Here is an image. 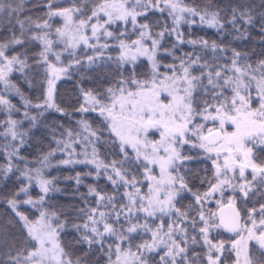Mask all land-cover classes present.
<instances>
[{"label": "snow or ice", "instance_id": "1", "mask_svg": "<svg viewBox=\"0 0 264 264\" xmlns=\"http://www.w3.org/2000/svg\"><path fill=\"white\" fill-rule=\"evenodd\" d=\"M43 7L44 15L33 17L27 0H0V138L6 142L0 181H20L4 203L22 234L0 251V264H86L65 250V224L45 207L56 191L46 170L77 165L112 187L108 193L89 186L94 201L82 198V223L73 225L80 233L76 242L95 246L108 264H264L249 248L254 241L264 258V52L253 59L181 29L199 24L227 35L231 28L236 39L247 40V29L258 28L264 44V11L256 14L250 0L226 10L185 0H69L67 7L45 0ZM156 13L170 17L171 25L153 21ZM56 18L59 27L51 23ZM166 35L174 37L171 48L163 43ZM166 56L171 63L162 62ZM142 57L146 72L137 71ZM105 65L115 69L106 86L81 89L75 109L81 119L75 127L59 125L55 147L29 167L21 155L29 136L25 122L30 129L50 110L67 115L55 101L57 81L74 66L95 71ZM14 75L29 84V76L43 77L38 102L24 96ZM105 145L110 156L101 158ZM185 146L211 164V178L197 177L207 185L203 192L189 186L185 165L194 157ZM70 178L82 183L79 172ZM33 187L39 189L35 198ZM238 197L253 204L243 217ZM25 205L34 210L32 218L19 210ZM225 232L231 235L221 239Z\"/></svg>", "mask_w": 264, "mask_h": 264}, {"label": "trees", "instance_id": "2", "mask_svg": "<svg viewBox=\"0 0 264 264\" xmlns=\"http://www.w3.org/2000/svg\"><path fill=\"white\" fill-rule=\"evenodd\" d=\"M188 4H199L203 7L207 3H212L214 6H218L221 10H226L230 5H235L237 2H249V0H185ZM255 9V13L258 14L264 11L260 7L261 0H250ZM45 0H27V7L32 9L30 15L33 17H41L47 11L46 7H43ZM55 3L67 7L69 5V0H55ZM224 15L227 17L228 13L224 11ZM150 18L156 21L158 24L167 23L171 25V18L167 16H162L159 13L155 15L150 14ZM55 27L62 25V21L59 18L53 19L51 21ZM227 27V26H226ZM181 29L186 37L191 36L192 38H204L211 41H216L219 44L227 45L236 48L238 51L247 52L253 59L260 58L261 52H264V44L261 43V36L258 28H248L247 35L249 38L247 40L236 39L235 34L232 33L231 28H227L229 34L222 35L217 33L215 29L209 28L204 25H194L189 27L188 25H181ZM158 29L154 28V31ZM133 39L136 37L133 36ZM163 43L171 48L174 43V37L164 38ZM183 49V52H191L192 48L188 45L179 46ZM108 53L111 55H117L113 49H109ZM79 54V53H78ZM91 55V51L87 52ZM181 53L177 51V55ZM209 53V57H210ZM62 59H65L62 57ZM163 63H171V57H164ZM65 63L67 60L65 59ZM149 62L146 58H141L138 61L137 71L146 72L148 70ZM115 72L114 67L105 65L97 70L92 71L85 66L84 69H80L79 66H74L69 70L67 76H62L56 84V103L65 110L67 115H61L55 111L50 110L45 118L38 119V123L35 127L29 129L28 122H25L24 129L29 130V136L27 137L26 144L21 148V155L26 157L31 163L29 167H32L38 160V158L45 154L50 148L54 147L53 133L59 131L58 126L62 124H68L81 119V115L75 111L81 102L80 92L81 89H99L105 87V79H110L112 74ZM13 79L18 83L21 92L25 97L32 100L33 103L38 102L41 90V80L42 76H29L31 84L26 83L23 79H16L14 75ZM16 97L12 96L11 99L14 104L19 105V102L15 101ZM4 116L0 113V119ZM87 119L93 123L94 127L99 126V121L95 119L94 113L87 114ZM6 142L0 138V164L5 163V157L3 155V147ZM101 153V158L110 156L108 152V146H102L99 149ZM184 151L194 157L193 160L186 162L185 167L189 169L185 173L186 178L189 179V186L193 188V191L199 190L201 192L205 191L207 188L206 184L201 183V180L197 177L203 178L208 176L211 178V164L209 161L201 156H198L196 149H191L185 146ZM21 168L24 167L23 163H20ZM90 170L89 167L84 165H77L74 167H60L51 171L49 176L55 180L56 191L49 193L46 198L45 207L50 211L55 213L64 222V231L61 232L60 240L62 245L65 246V250L68 251L73 258L84 257L86 259V264H108V261L104 253L98 250L95 246L92 249H88L86 245L78 244L76 241L80 237V233L73 227L74 224L82 223L79 216L78 209L85 208V203L82 198L86 199L89 204H92L94 197L88 194L89 186L96 187L98 189H103L108 193H111V185L103 178L96 180L93 176H88L86 173ZM184 171L183 169L181 170ZM81 173L82 183L76 185L74 181L70 178L75 175V173ZM18 175V174H17ZM20 183L16 177H13L10 181H0V251L7 252L8 244L11 243L15 245L17 241L21 239V229L9 206L4 203L7 194L13 191L16 186ZM33 198L36 197L38 193V188L33 187L30 189ZM227 196V193L225 194ZM185 204L191 203V197L189 196L185 201ZM213 211L217 210V205L212 203L208 205ZM236 206L241 211L242 217L244 216V209L251 208L252 203L243 202L237 198ZM20 211L29 215L32 218L34 210L31 206H22ZM229 233H223L221 239H226ZM250 254L254 255L257 259H264L261 257L259 251L256 250L255 242H250L249 244ZM200 249L197 248V251ZM86 254V255H85ZM231 264V261L229 262Z\"/></svg>", "mask_w": 264, "mask_h": 264}, {"label": "rangeland", "instance_id": "3", "mask_svg": "<svg viewBox=\"0 0 264 264\" xmlns=\"http://www.w3.org/2000/svg\"><path fill=\"white\" fill-rule=\"evenodd\" d=\"M62 76H63V75H62ZM62 76H61V77H62ZM15 97H16V98H15L14 100L17 101V102H19V105H17V107H20V104H21L20 98L17 97V96H15ZM12 102H13V101H12ZM22 110H23V109H22ZM32 114L35 115V114H36V110H32ZM48 114H50L49 111L46 112L43 116L39 117V119H43V118H45ZM14 118L19 119V118H21V117L19 116V114H17V116L14 117ZM76 121H78V120H76ZM26 122H27V121H26ZM62 125H64L65 127H69V126H71V127H75V126H76V125H75V122L68 123V124H62ZM54 147H55V145H54ZM54 147H53V148H54ZM59 159H60L59 156L55 157V158L53 159L52 163L55 164L56 161H58ZM35 166H36V163H35L32 167H35ZM55 169H58V168H57V167H52V166H50L49 169L46 170V172H45V177H46V178H49V179H52V178L49 176V173H50L51 171H54ZM37 188H38V187H37ZM38 190H39V189H38Z\"/></svg>", "mask_w": 264, "mask_h": 264}, {"label": "water", "instance_id": "4", "mask_svg": "<svg viewBox=\"0 0 264 264\" xmlns=\"http://www.w3.org/2000/svg\"><path fill=\"white\" fill-rule=\"evenodd\" d=\"M236 207H237V206H236ZM237 209H239V208L237 207ZM224 211L227 213V212H228V209L225 208ZM240 212H241V211H240ZM241 216H242V214H241Z\"/></svg>", "mask_w": 264, "mask_h": 264}]
</instances>
